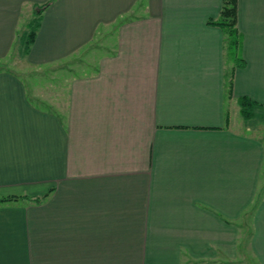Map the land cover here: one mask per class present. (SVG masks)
<instances>
[{
    "label": "crops",
    "instance_id": "0c3cea01",
    "mask_svg": "<svg viewBox=\"0 0 264 264\" xmlns=\"http://www.w3.org/2000/svg\"><path fill=\"white\" fill-rule=\"evenodd\" d=\"M49 1L24 56L73 74L0 71V264H264V0L236 68L223 0H0V59Z\"/></svg>",
    "mask_w": 264,
    "mask_h": 264
},
{
    "label": "rangeland",
    "instance_id": "374dc122",
    "mask_svg": "<svg viewBox=\"0 0 264 264\" xmlns=\"http://www.w3.org/2000/svg\"><path fill=\"white\" fill-rule=\"evenodd\" d=\"M36 14L37 12H35L34 16L32 15L31 20H34ZM32 25L34 26L35 24ZM30 30L31 28L28 26L23 28L21 32L25 31L28 34ZM23 44L24 42H22L21 38L18 39L11 53L7 57L0 59V71L13 70L21 74L29 82V86H31L30 93L36 103L47 107H57L59 105V91L64 85L63 74L72 75L73 72L62 73L63 69H61L60 64L45 66L42 69L29 65L24 56ZM246 120L255 125L257 127L256 130H259L260 133H264V127L261 129L257 126L259 123L264 125V108L257 110L251 118Z\"/></svg>",
    "mask_w": 264,
    "mask_h": 264
},
{
    "label": "trees",
    "instance_id": "16d2710c",
    "mask_svg": "<svg viewBox=\"0 0 264 264\" xmlns=\"http://www.w3.org/2000/svg\"><path fill=\"white\" fill-rule=\"evenodd\" d=\"M49 2H46L43 5L37 6L36 8V16L34 20H32L29 24L31 30L27 34V32H24L21 35V40L24 42L23 46L24 49L27 51L29 50L33 39L35 38V35L37 33V29L40 26V13L42 12V9L49 5ZM211 23H215L223 29L226 35V50L228 56L233 61V67H239L244 65V60L240 52L241 47V33L239 31V28L237 26V0H223L222 6L219 12V16L216 19H211ZM32 24H35L34 26ZM228 79V86L231 89V73L229 74ZM240 104L242 107V114L243 116L247 118H251L257 110L263 109L264 106L259 104L258 102H255L251 100L250 98L243 96L239 98ZM41 197H38L37 199L40 200ZM16 199L14 197H0V202Z\"/></svg>",
    "mask_w": 264,
    "mask_h": 264
}]
</instances>
